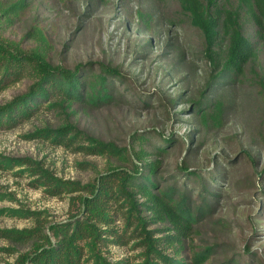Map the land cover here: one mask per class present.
Returning <instances> with one entry per match:
<instances>
[{"label": "rangeland", "instance_id": "obj_1", "mask_svg": "<svg viewBox=\"0 0 264 264\" xmlns=\"http://www.w3.org/2000/svg\"><path fill=\"white\" fill-rule=\"evenodd\" d=\"M9 1L0 0V15L1 5ZM27 2L31 7L13 19L0 17L1 45L25 53L41 52L50 63L66 68L77 63L111 61L131 79L137 95L152 100L154 109L127 103L99 109L88 104L75 103L66 108H48L46 104L29 120L11 129H0V228L47 226L65 222L75 212L71 196L77 193L53 197L44 186L36 187L38 182L33 181L38 175L33 174L39 169L63 180L86 184L113 161L107 155L86 152L92 143L84 136L68 147L51 139L26 137L39 128L72 123L85 134L118 146L129 145L132 132L182 138L185 147L176 148L169 156L167 169L184 158L187 148L202 144L192 166L202 173L224 166L225 180L219 185L223 195L213 217L216 220H205L190 238H185L191 250L182 253L189 252L191 256L213 245L205 264H216L223 259L222 251L230 246L236 251L245 250L246 240L250 249L262 253L264 215H259V209L264 198L258 192L264 191V148L260 145L264 143V96L256 95L255 85L239 84L231 93L232 100L231 95L226 97L230 109L225 125L217 130H198L189 102L204 84L210 63L200 52L203 36L182 11L179 0ZM250 30L246 28L247 35ZM254 67L259 76H264V53L254 60ZM30 82L23 78L0 87V106L25 92ZM177 97L174 106L169 105L168 100ZM243 151L251 153L255 161L248 163ZM235 160L234 167L227 165ZM250 179L257 187L250 185ZM12 210L21 211L13 215ZM27 210L33 212L32 217L17 215ZM219 219L222 223L217 222ZM225 219L230 221V228ZM123 226L122 221H117L112 227L121 231ZM107 238L100 248L110 262H144L136 240L118 245L112 236ZM31 248L30 242L14 244L0 239V264L15 262ZM166 249L172 255L173 250ZM86 263H92V259Z\"/></svg>", "mask_w": 264, "mask_h": 264}, {"label": "trees", "instance_id": "obj_2", "mask_svg": "<svg viewBox=\"0 0 264 264\" xmlns=\"http://www.w3.org/2000/svg\"><path fill=\"white\" fill-rule=\"evenodd\" d=\"M179 2L191 24L201 32L200 52L210 63L204 84L190 99V111L199 131L217 130L225 125L229 115L226 97L231 95L232 100L231 93L239 84L255 85L256 95L264 96V76H259L254 67V60L264 53V0ZM1 6L0 17L9 19L31 7L27 0H10ZM140 16L144 17L142 12ZM247 27L252 29L250 35L245 32ZM23 78L31 81L27 90L0 106V129H11L29 120L46 104L48 108L88 104L99 109L127 103L154 109L152 100L137 95L131 79L111 61L77 63L66 68L50 63L41 52L14 51L0 44V87ZM178 98L168 100L169 105L174 106ZM80 136L92 143L86 152L107 155L113 161L86 184L57 178L43 169L34 172L38 175L33 181L38 182L36 187L44 186L50 196L77 193L71 196L75 212L67 221L47 226L0 228V239L14 244L32 243L29 253L6 264H87L90 259V264H116L101 253L100 245L108 239L107 235L118 245L136 240L135 246L142 248V264H205L213 245L190 256L189 252L182 253L191 250L185 238H190L205 220H216L213 217L223 195L219 185L224 182L227 169L219 166L202 173L192 166L202 144L187 148L184 158L167 169L169 156L176 148L185 147L184 140L174 135L166 139L158 133L132 132L129 145L118 146L67 123L36 129L26 137L51 139L68 147ZM260 145L264 148V143ZM241 153L248 163L255 161L248 151ZM227 165L234 167L236 160ZM250 180V185L257 187L254 179ZM258 193L264 198L262 189ZM259 210V215H264V200ZM20 211L12 210L13 215ZM32 214L27 210L17 215L29 218ZM117 221L123 222L121 231L112 227ZM226 225L230 228V221L226 220ZM255 233L258 235L259 231ZM245 244L243 251L232 246L224 249L223 259L216 264H264V250L259 253L250 249L249 240ZM167 247L173 250L172 255L166 252Z\"/></svg>", "mask_w": 264, "mask_h": 264}]
</instances>
